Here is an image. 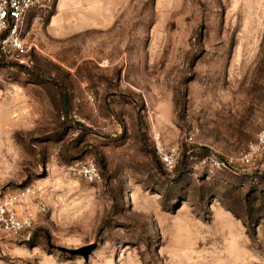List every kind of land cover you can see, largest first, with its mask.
Returning a JSON list of instances; mask_svg holds the SVG:
<instances>
[{
  "label": "rangeland",
  "instance_id": "obj_1",
  "mask_svg": "<svg viewBox=\"0 0 264 264\" xmlns=\"http://www.w3.org/2000/svg\"><path fill=\"white\" fill-rule=\"evenodd\" d=\"M23 36L34 66L0 65V190L47 212L28 206L30 244L0 233V264H264V172L199 164L264 128V0H45Z\"/></svg>",
  "mask_w": 264,
  "mask_h": 264
},
{
  "label": "built area",
  "instance_id": "obj_2",
  "mask_svg": "<svg viewBox=\"0 0 264 264\" xmlns=\"http://www.w3.org/2000/svg\"><path fill=\"white\" fill-rule=\"evenodd\" d=\"M44 2L45 0H0V65L27 69L34 66L31 53L36 46L26 42L23 30L31 12L43 6ZM87 99L94 102V93L89 92ZM156 150L167 168L172 169L179 162V148L165 149L160 139H156ZM199 164L216 171H239L252 167L264 172V128L257 134L255 142L237 155L220 157L210 154L201 158ZM72 170L89 183L101 178L100 167L93 157L77 161ZM29 205L36 207L39 213L47 212L46 203L33 186L20 188L16 193L0 190V233L16 242L30 244L34 240L36 220L29 212Z\"/></svg>",
  "mask_w": 264,
  "mask_h": 264
},
{
  "label": "water",
  "instance_id": "obj_3",
  "mask_svg": "<svg viewBox=\"0 0 264 264\" xmlns=\"http://www.w3.org/2000/svg\"><path fill=\"white\" fill-rule=\"evenodd\" d=\"M92 249H93L92 247H88L83 250H66V249H60V250L64 253H68L71 255H84L85 258H87Z\"/></svg>",
  "mask_w": 264,
  "mask_h": 264
},
{
  "label": "trees",
  "instance_id": "obj_4",
  "mask_svg": "<svg viewBox=\"0 0 264 264\" xmlns=\"http://www.w3.org/2000/svg\"><path fill=\"white\" fill-rule=\"evenodd\" d=\"M66 98V97H65ZM67 99V98H66Z\"/></svg>",
  "mask_w": 264,
  "mask_h": 264
}]
</instances>
